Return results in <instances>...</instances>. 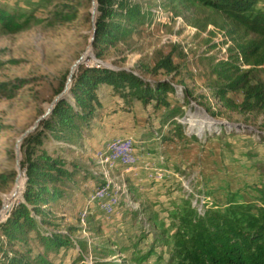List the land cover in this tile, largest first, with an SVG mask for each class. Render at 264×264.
Instances as JSON below:
<instances>
[{
	"label": "rangeland",
	"instance_id": "374dc122",
	"mask_svg": "<svg viewBox=\"0 0 264 264\" xmlns=\"http://www.w3.org/2000/svg\"><path fill=\"white\" fill-rule=\"evenodd\" d=\"M135 1L150 13V18L118 44L93 49L82 66L107 65L109 69L135 71L152 81H171L178 87L177 98L169 97L172 106L179 102L183 112L190 109L198 112L199 119L189 116L191 124L197 121L199 130L219 132L226 128L228 136L195 141L187 137L195 136L188 125H184L187 136L179 137L170 131L173 126L169 124L165 131L171 133V140L159 144L158 138V155L149 157L146 152L141 153L143 145L138 138L151 126L158 128L152 105L145 108L135 101L131 112L124 111V100L111 87L99 86L96 94L100 108L90 128L81 126V136L71 141L44 139L42 147L54 158L67 164L77 163L91 174L86 179L83 175L76 177L77 182L67 185L64 197L51 207L56 214L53 216L60 218L62 230L69 226L82 228L75 236L87 241L85 262L89 264L96 261L94 257L110 264L170 263L175 218L185 214L188 206L182 187L188 178L196 192L209 196L208 210L223 214L228 213L232 199L238 204H259L260 196L254 186L264 181V113L227 107L211 91L216 66L232 61L240 46H260L258 56L248 62L244 60L250 68L243 72L251 71L253 80L264 81V38L196 0ZM93 3V0H0V9L16 12L25 22L24 29L14 34L0 29V85H9L8 94H12L8 97L0 90V214L19 181V140L51 107L58 92L65 91L70 73L88 51ZM259 6L264 9L263 3ZM161 12L170 18L166 23L156 22ZM179 17L184 23L176 30L175 19ZM167 56L172 57L177 72L167 75L160 69L154 73L157 63ZM183 86L193 94L188 105H184ZM229 98L240 106L244 94L238 91ZM65 99L76 106L70 94ZM232 131L235 134L231 135ZM45 134L50 136L48 131ZM125 135L136 138L141 163L124 174L120 167L110 173L115 184L126 188L119 194L117 212L107 215L90 202L101 185L98 180H106L96 156L109 141ZM157 161L164 167L155 165ZM151 168L163 173L151 174ZM22 202L23 199L13 203L0 219V225ZM128 203L136 209H131ZM85 210L88 215L82 222ZM30 234L29 247L19 246L18 250L31 252L33 259L43 249L30 238L35 234ZM48 258L54 264H81L74 249L67 253L61 250Z\"/></svg>",
	"mask_w": 264,
	"mask_h": 264
},
{
	"label": "trees",
	"instance_id": "16d2710c",
	"mask_svg": "<svg viewBox=\"0 0 264 264\" xmlns=\"http://www.w3.org/2000/svg\"><path fill=\"white\" fill-rule=\"evenodd\" d=\"M196 1L224 13L249 33L264 38V9L259 6L264 4V0ZM97 3L99 13L95 50L125 40L150 18V13L143 10L142 4L134 3L133 0H97ZM24 27L21 15L0 9V29L3 32L14 34ZM239 49L238 54L232 55V61L221 62L216 66L213 72L216 80L211 84V91L227 107L264 113V81L253 80L251 71L243 72L240 64L241 58L248 62L258 56L260 46L247 45L240 46ZM262 61L264 62V56ZM160 69H164L167 75H172L177 72L178 67L172 57L167 56L157 63L154 73ZM101 85L111 87L124 100V111L131 112L135 101L145 108L152 105L158 128L151 126L139 137L143 145L141 153L157 155L156 144L148 141L155 139L157 143L159 138V144L168 143L172 137L171 133L165 131V127L169 124L173 126L170 131L179 137L187 136L185 127L174 121L183 114V106L179 102L172 106L170 102V95L177 98L178 94V87L171 81H152L132 70L81 66L70 89L76 106L68 99L60 101L53 114L27 137L22 146L24 160L21 161V166L27 181L24 193L21 192L20 198L18 197L23 202L0 225V264H54L48 256L59 254L61 250L67 253L72 249L77 250L81 264H89L85 262L87 241L75 236L82 228L69 226L66 231L62 230L58 222L60 218L53 216L56 214L51 207L64 197L67 185L77 182L76 177L83 175L86 179L85 176L91 174L77 163L67 164L54 158L42 150V147L44 139L71 141L81 136V126L90 128L97 115V108H100L96 92ZM8 87L9 85H0V90L11 97ZM183 88L186 89L184 105H188L193 94L185 86ZM238 91L244 94L240 106L229 98L230 94ZM62 92L63 90L59 91L58 96ZM209 136L208 139L223 138L228 134L226 128H223L220 135L213 133ZM187 137L198 141L196 136ZM254 190L259 193V204H238L232 199L226 214L210 210L200 213L190 200H186L188 206L185 214L176 215L175 218L176 231L173 234L172 254L168 264H264V181L254 186ZM32 232L35 236L30 238L43 249L33 259L30 258L31 252L18 250L21 246L29 247L28 235ZM94 251L97 255L96 248ZM94 259L96 261L93 264L111 263L100 262L98 257Z\"/></svg>",
	"mask_w": 264,
	"mask_h": 264
},
{
	"label": "built area",
	"instance_id": "2783aa9c",
	"mask_svg": "<svg viewBox=\"0 0 264 264\" xmlns=\"http://www.w3.org/2000/svg\"><path fill=\"white\" fill-rule=\"evenodd\" d=\"M136 3V1L134 2ZM160 18L156 21L157 23H166L170 18H166L164 12L159 14ZM184 19L176 18V30L180 29L183 26ZM174 42L177 43V36H174ZM240 63L242 64L243 69H249L250 66L247 65L244 60L241 58ZM195 115L198 117V112H192V110H188L183 112L182 115L177 116L174 121L182 126L188 125L193 131H191L192 135H195L197 139L201 142L202 139H208L209 134L220 135L223 132V128L220 129L219 132L213 131L209 132L208 130H204L202 133L196 131L198 126L195 125L194 129L192 128V124L190 122L191 116ZM198 125V124H197ZM196 129V130H195ZM227 132V130H226ZM98 163L104 169V178L105 181H102L101 185L94 191L92 195V199L90 200L91 204L100 208L107 215L114 214L117 212L118 207L120 205L119 194L121 191H125V185L115 184L112 180L110 173L117 168H121L122 173H126L128 171H133L138 168L141 163L139 149L137 147V140L133 136L125 135V136H117L111 141H109L102 151L97 154ZM158 172V173H157ZM163 173V170L154 171L151 174L160 175ZM166 172V171H165ZM154 176V175H153ZM157 177V176H156ZM188 178L187 180L182 182L183 187V198L190 200L192 204L197 208V210L202 213L208 210L209 207V196L206 193L196 192L192 187V182ZM131 209H136V206L128 203ZM88 215V211L85 210L82 215V222L85 221L86 216ZM93 264V262L91 263Z\"/></svg>",
	"mask_w": 264,
	"mask_h": 264
},
{
	"label": "water",
	"instance_id": "95a60500",
	"mask_svg": "<svg viewBox=\"0 0 264 264\" xmlns=\"http://www.w3.org/2000/svg\"><path fill=\"white\" fill-rule=\"evenodd\" d=\"M93 11H92V16H93V31H92V36H91V40H90V45L88 48V51L84 54V56L77 61L76 67H77V71L79 70V68L85 64L88 60H89V52H91L94 49V44H95V40H96V33H97V29H96V22H97V16H98V3L97 0H93ZM105 67L108 68L107 65H104ZM77 71H73L70 73L69 77H68V81H67V85H66V89L65 91L60 94L55 101L52 103L51 107L46 111V113L39 118V120L36 122V124L34 125V127L32 129H30L28 132H26L23 137L19 140L18 142V147H17V156H18V161H17V165H18V174L20 175H25L23 170H22V166H21V153H22V146L25 142V140L27 139L28 136H30L31 134H33L35 131H37V129L39 128L40 124L47 120L54 112L56 105L62 101L63 99L66 98V93L68 92L69 88L68 85L70 83L73 82V79L77 73Z\"/></svg>",
	"mask_w": 264,
	"mask_h": 264
},
{
	"label": "bare ground",
	"instance_id": "6f19581e",
	"mask_svg": "<svg viewBox=\"0 0 264 264\" xmlns=\"http://www.w3.org/2000/svg\"><path fill=\"white\" fill-rule=\"evenodd\" d=\"M91 52H92V51H91ZM91 52H89V53H91ZM76 70H77V67L75 66V68L73 69V71L76 72ZM73 71H72V72H73ZM68 88H69V90H68V92L66 93V97H68L69 94H70L71 83L69 84ZM196 122H197V121H193V122H192V126H193V128L195 127ZM197 131H198L199 133H202L203 130H199V129H197ZM19 175H20V174H19ZM25 183H26V178H25V176H24V175H20V176H19V181H18L17 186L13 189V192H12V193L6 198V200H5V206H4L3 211H2L1 214H0V219H1L3 216H5L6 212H8V211L12 208V206H14V205H13L14 200L17 199V200L15 201V203H16L17 201H19V198H20L19 195L23 193V191H24V187H25ZM21 192H22V193H21ZM18 196H19V198H18ZM15 203H14V204H15Z\"/></svg>",
	"mask_w": 264,
	"mask_h": 264
},
{
	"label": "crops",
	"instance_id": "0c3cea01",
	"mask_svg": "<svg viewBox=\"0 0 264 264\" xmlns=\"http://www.w3.org/2000/svg\"><path fill=\"white\" fill-rule=\"evenodd\" d=\"M139 139V138H138ZM155 141L154 139H150L148 142L150 143V144H156V146L158 145L156 142H153V141ZM157 150V149H156ZM143 154H145V153H143ZM148 155H150L149 157H152V158H154V156H156V155H153V154H150V153H147ZM141 155V154H140ZM157 155H158V153H157ZM154 162V161H153ZM148 165H151V163L150 164H148ZM155 165H157V166H159V162L157 161V164H155ZM152 167V166H151ZM151 170L153 171V170H155V169H153V168H151ZM160 170V169H159ZM154 172V171H153ZM145 173V172H144Z\"/></svg>",
	"mask_w": 264,
	"mask_h": 264
}]
</instances>
